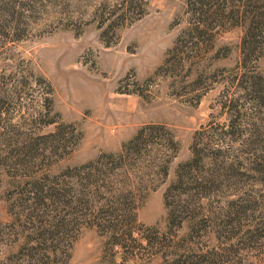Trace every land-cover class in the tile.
Segmentation results:
<instances>
[{
    "label": "rangeland",
    "instance_id": "1",
    "mask_svg": "<svg viewBox=\"0 0 264 264\" xmlns=\"http://www.w3.org/2000/svg\"><path fill=\"white\" fill-rule=\"evenodd\" d=\"M54 3L21 26L20 40L0 42V264H167L171 258L163 255L173 248L145 238L183 245L188 224L169 232L164 192L178 164L189 159L194 134L220 131L228 121L223 104L242 96L234 81L248 22L227 21L243 16L242 1L214 0L199 27L186 0ZM262 55L254 67L264 74V49ZM152 127L173 139L177 152L168 177L137 202L132 236L119 228L110 237L82 221L67 242L37 246L30 238L36 220L16 221L31 184L49 176L71 186L65 172L118 155ZM254 190L258 205L250 221L259 224H238L236 236L223 243L211 229L203 232L197 255L216 246L218 264H264V191ZM210 204H200L206 218L225 203Z\"/></svg>",
    "mask_w": 264,
    "mask_h": 264
},
{
    "label": "trees",
    "instance_id": "2",
    "mask_svg": "<svg viewBox=\"0 0 264 264\" xmlns=\"http://www.w3.org/2000/svg\"><path fill=\"white\" fill-rule=\"evenodd\" d=\"M213 1L186 0L190 14L196 18L194 25H201L203 13H208L204 12V7L211 10ZM241 1L245 8L243 16H228L227 21L234 20L237 24L241 21L242 25L248 22L240 46V73L234 81L235 89L242 96L223 104L228 121L219 127L220 131L209 132L202 128L194 134L189 159L178 164L174 179L164 192L169 232L188 224V232L180 241L183 245L172 243L170 246V242L163 243L166 238H145L147 244L160 245L164 250L173 248L174 251L163 255L164 260L171 258L167 264H218L216 246L196 254V242L201 233L211 229L214 239L223 243L236 236L238 224L258 222L250 218L258 205V199L253 197L257 193L254 187L259 186L264 191V74L257 71L254 64L263 57L264 0ZM46 4L55 3L54 0H0V42L7 38L20 40L16 34L23 31L21 26L26 22L34 23L32 18ZM214 15L215 12L211 17ZM243 120L247 127L242 125ZM176 152V143L159 128L143 129L122 146L118 155L100 157L65 172L62 177L72 181L71 186L63 185L59 177L44 176L34 181L27 198L20 203L23 209L16 221L36 220L38 225L33 226L35 232L30 238L37 246L48 243L59 246L67 242L82 221L91 222L90 226H96L110 237L117 234L119 228L130 237L133 233L129 227L136 219L137 202L146 192L155 190L158 181L168 177L169 163ZM245 179L251 180L249 190L243 189ZM228 195L232 199H228ZM203 201L208 205L217 201L225 204L214 218H206L208 209L205 212L200 205ZM262 202L264 206V198ZM261 222L264 225V220ZM112 244L121 246L118 241ZM42 257L49 260L46 252Z\"/></svg>",
    "mask_w": 264,
    "mask_h": 264
}]
</instances>
